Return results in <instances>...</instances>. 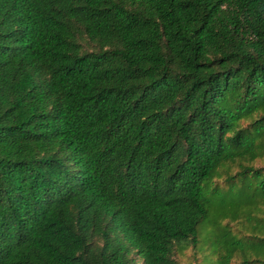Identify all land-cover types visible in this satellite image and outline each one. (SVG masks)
<instances>
[{"label": "trees", "instance_id": "16d2710c", "mask_svg": "<svg viewBox=\"0 0 264 264\" xmlns=\"http://www.w3.org/2000/svg\"><path fill=\"white\" fill-rule=\"evenodd\" d=\"M0 264H264V0H0Z\"/></svg>", "mask_w": 264, "mask_h": 264}]
</instances>
